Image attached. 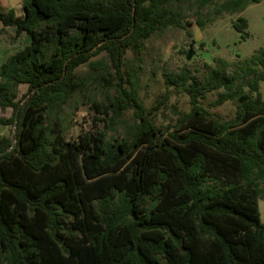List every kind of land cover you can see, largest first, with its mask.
<instances>
[{
	"label": "trees",
	"instance_id": "16d2710c",
	"mask_svg": "<svg viewBox=\"0 0 264 264\" xmlns=\"http://www.w3.org/2000/svg\"><path fill=\"white\" fill-rule=\"evenodd\" d=\"M186 2L221 3V14L261 0H22V17L0 8L2 26L30 38L0 66V109L12 110L0 123L16 131L15 143L0 141V264H264V49L233 75L218 60L203 79L166 76L190 110L165 129L131 81L95 105L106 127L133 111L120 140L98 129L67 140L47 123L81 89L78 68L105 53L120 75L127 52L185 28ZM233 28L244 36L247 21ZM220 90L210 106L236 101L230 121L201 104Z\"/></svg>",
	"mask_w": 264,
	"mask_h": 264
},
{
	"label": "rangeland",
	"instance_id": "374dc122",
	"mask_svg": "<svg viewBox=\"0 0 264 264\" xmlns=\"http://www.w3.org/2000/svg\"><path fill=\"white\" fill-rule=\"evenodd\" d=\"M220 5L198 10L190 3H184L181 17L185 28H168L144 41L139 51L127 52L120 75L105 53L94 57L91 64L78 68L75 73L81 89L65 104L56 107L47 120L48 125L60 122L67 140L95 129L106 132L109 142L120 140L124 136L125 126L133 124V111L124 112L120 125L106 127L101 122L105 118L95 105L106 106L109 98L115 95L116 86L121 83L123 88L128 89L130 81L136 83L139 99L145 112L152 113L150 120L155 127L165 129L173 125L178 113L189 112L190 105L182 88L166 86V76L179 74L186 69L191 77L203 79L210 69L218 66V60L225 61V73L233 75L244 61L264 49V0L249 5L239 13L216 14L215 10ZM0 8L3 11L14 9L17 17L23 15L22 0H0ZM240 18L247 21L244 36L233 28ZM198 22L202 23L201 27ZM29 44L30 38L26 33L16 36L13 28H5L0 23V66ZM26 90L25 86L19 88L18 99ZM259 90L264 98V82H260ZM221 92L208 94L201 104L213 116L230 121L235 116L236 101H228L216 108L210 106ZM163 99H166L164 104L152 111ZM11 116V109H0V120H8ZM15 133L13 125L0 123V141L10 139L15 143ZM261 187L264 189V184ZM258 207L264 224V199L258 200Z\"/></svg>",
	"mask_w": 264,
	"mask_h": 264
}]
</instances>
